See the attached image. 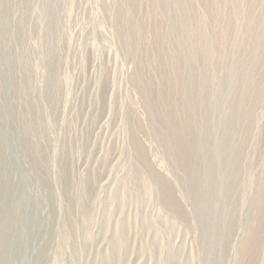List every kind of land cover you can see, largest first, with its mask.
Masks as SVG:
<instances>
[{"label":"rangeland","instance_id":"1","mask_svg":"<svg viewBox=\"0 0 264 264\" xmlns=\"http://www.w3.org/2000/svg\"><path fill=\"white\" fill-rule=\"evenodd\" d=\"M56 263L264 264V0H0V264Z\"/></svg>","mask_w":264,"mask_h":264},{"label":"bare ground","instance_id":"2","mask_svg":"<svg viewBox=\"0 0 264 264\" xmlns=\"http://www.w3.org/2000/svg\"><path fill=\"white\" fill-rule=\"evenodd\" d=\"M28 144V143H27ZM32 145V144H31ZM30 145V146H31ZM32 147V146H31ZM30 150V149H29ZM6 192H8V191H6ZM9 204V203H8ZM51 234V233H50ZM49 240V239H48ZM47 241V240H46ZM49 242V241H48ZM50 244H51V242H50ZM47 248H49V247H47ZM53 258V257H52ZM54 258H56V256L54 257ZM53 262V261H52ZM58 262V261H57ZM55 263V262H54ZM57 264V263H56Z\"/></svg>","mask_w":264,"mask_h":264}]
</instances>
